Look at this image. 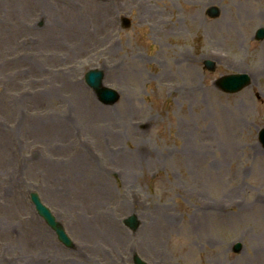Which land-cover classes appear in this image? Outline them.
Here are the masks:
<instances>
[{"label": "rangeland", "instance_id": "1", "mask_svg": "<svg viewBox=\"0 0 264 264\" xmlns=\"http://www.w3.org/2000/svg\"><path fill=\"white\" fill-rule=\"evenodd\" d=\"M260 25L264 0H0V264H133V251L148 264H264ZM92 66L114 104L85 83ZM239 70L247 86L216 87ZM213 198L226 210L201 211Z\"/></svg>", "mask_w": 264, "mask_h": 264}, {"label": "water", "instance_id": "2", "mask_svg": "<svg viewBox=\"0 0 264 264\" xmlns=\"http://www.w3.org/2000/svg\"><path fill=\"white\" fill-rule=\"evenodd\" d=\"M208 13L210 15H216L217 14V8L216 7H211L208 10ZM123 23L127 24V20L123 19ZM262 33L264 34V28L260 29ZM206 66L208 68H212V63L206 61L205 62ZM101 78H102V72L100 70H90L85 74V80L86 82L93 88L95 91L97 97L104 103L110 104L116 101L118 98V93L101 84ZM237 78L234 75H225L221 76L216 80L217 85L224 90H235L238 89L240 86L248 82V77L243 78L241 84L236 82ZM30 198L35 204L36 210L38 214H40L46 223L54 229L56 232L58 238L63 241L65 244H69V238L66 236L61 224L59 221L55 220L54 216L45 208V206L40 202V199L38 195L35 192L30 193ZM125 222L129 224L131 227L135 228L137 224V219L134 214L129 215L126 219ZM240 247L239 244H236L234 246V250H238Z\"/></svg>", "mask_w": 264, "mask_h": 264}]
</instances>
